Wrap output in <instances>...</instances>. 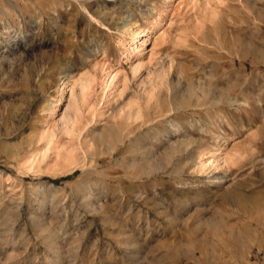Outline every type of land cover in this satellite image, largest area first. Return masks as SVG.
<instances>
[{
	"label": "rangeland",
	"instance_id": "obj_1",
	"mask_svg": "<svg viewBox=\"0 0 264 264\" xmlns=\"http://www.w3.org/2000/svg\"><path fill=\"white\" fill-rule=\"evenodd\" d=\"M0 264H264V0H0Z\"/></svg>",
	"mask_w": 264,
	"mask_h": 264
},
{
	"label": "bare ground",
	"instance_id": "obj_2",
	"mask_svg": "<svg viewBox=\"0 0 264 264\" xmlns=\"http://www.w3.org/2000/svg\"><path fill=\"white\" fill-rule=\"evenodd\" d=\"M158 22L161 23L160 21H158ZM127 32L129 34H131V36H132L131 45H130L129 48H127V49H129V54H132L133 52H135V51H137L139 49H142L143 45L149 40V38L151 36V32L149 31V29H146V30L143 29V30H136V31H134L133 29L128 28ZM116 75H117V73H114V71L108 73V78H107V81H106L107 84L109 82H111L115 78ZM87 78H89V77H87ZM87 78L84 81H82V83H80V88H81V95L80 96L82 97V100H84L86 98V95L88 93V90H89V88L91 86V82H90L91 79H87ZM62 91H64V90H62ZM62 98H63V95L61 94L59 100L61 101ZM80 100H81V98H80ZM58 106L59 105L57 104L56 107H58ZM78 109L79 108L74 109V110L76 111ZM77 115L78 114H76V112L75 113H71V114H69V113L63 114V116H62V118L60 120L61 125H63V126H67L68 125L69 126V125L74 124L76 122ZM209 164H210V162L209 163H203L201 165V167L202 168H206ZM216 180L217 179H214V181H216Z\"/></svg>",
	"mask_w": 264,
	"mask_h": 264
}]
</instances>
